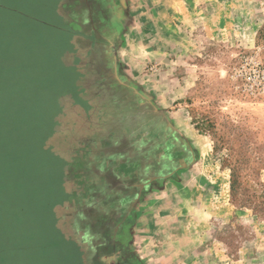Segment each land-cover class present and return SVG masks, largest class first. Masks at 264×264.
I'll list each match as a JSON object with an SVG mask.
<instances>
[{
    "label": "rangeland",
    "instance_id": "obj_1",
    "mask_svg": "<svg viewBox=\"0 0 264 264\" xmlns=\"http://www.w3.org/2000/svg\"><path fill=\"white\" fill-rule=\"evenodd\" d=\"M194 1L210 5L176 10L180 33L148 62L158 70L144 83L163 90L166 117L142 109L152 135L166 126V173L196 185L187 196L169 188L161 230L118 254L97 225L104 210L85 164L99 140L75 142L84 123L88 134L109 127L94 121L109 101L77 88L80 68L99 59L84 57L97 27L79 9L60 22V2L74 10L77 0H0V264H154L142 258L165 253L162 264H264V0Z\"/></svg>",
    "mask_w": 264,
    "mask_h": 264
},
{
    "label": "crops",
    "instance_id": "obj_2",
    "mask_svg": "<svg viewBox=\"0 0 264 264\" xmlns=\"http://www.w3.org/2000/svg\"><path fill=\"white\" fill-rule=\"evenodd\" d=\"M77 1L79 5H89L91 17L88 21L90 20L92 25L106 29V33L109 34V36L104 35L103 39L111 42L113 48L110 54L113 62L110 72L116 80L115 82L128 89L137 90L144 101L149 102L158 110V116L165 119L166 114H161L160 110L166 100L163 90L159 86H154V82H149L147 85L144 83L145 80L149 81L145 77L146 73L149 74L150 71L154 73L158 70L156 64L148 67V62L155 63L161 57H165L166 53L161 48L164 47L162 42L167 37L170 40H176L175 35L180 33L181 27L178 22L182 21L181 18L185 13L178 14L176 10L194 9L197 7L195 4L202 3L207 6L210 3L194 0ZM71 8L62 2L58 5L59 20L65 25H71V12L75 13L76 9H79L76 8V5L73 6L74 10ZM136 8L142 10V16L140 12H135ZM82 9L85 8L80 6V11H83ZM144 10H148V12H144ZM202 15L205 16V14ZM180 39H182L181 36ZM78 49H81V47ZM67 52L70 51L67 50ZM137 58L140 60L148 58V61L141 62ZM59 59L61 58L59 57ZM77 85L78 89L89 87L84 86L80 81L77 82ZM96 85L90 87L97 89ZM104 96L96 94L92 100L97 99L101 102L109 99V105L112 106L113 104L110 113L98 114L97 118L94 119L98 124L109 122V127L106 128L107 136H101L102 134L98 133L88 134L87 126L84 123L81 129L78 130L79 132L84 131V134L81 137L78 132V135H76L78 139L75 142L83 144L88 141V138L96 143L99 140L97 155L88 157L89 162L85 164L89 165V170L94 174L93 179L96 178V182H98L95 183L98 187L97 194L102 204L101 210H104L101 222H98L97 225L102 227V233H108L107 236H109L112 251L116 249L115 251L120 254V251L125 249L142 247V243L147 239V234L161 230L156 226L160 225L158 219L161 218L164 195L169 188H171L172 194H174L172 188L175 187L181 196H184V194L187 196L192 186L196 185L197 179H186L183 176L186 172L177 173L178 170L174 166L169 167L168 171L170 172L166 173L168 166L165 156L162 155L161 159L160 155L158 160L153 156L156 148L164 149L161 148L163 146L161 142L163 136L161 134L166 132V126L162 131L159 128L158 136L152 135V130H149V128L145 130L143 126L139 128V132L134 133L130 130L132 129L130 116H119L118 107H114L115 103L117 106L120 104L118 98L114 95L111 97L112 99L107 94H104ZM77 99L83 104L86 101V99L79 97ZM78 112V108L72 109V114L76 115ZM159 119L161 120V118ZM144 132L145 135H139ZM91 135H95L96 139ZM144 136H146V140L143 139ZM137 137L140 139L137 140ZM123 141L126 143H123ZM72 142L71 140V144ZM146 143L151 144V147L146 149ZM80 144L78 146H81ZM85 152L82 151L81 153L86 154ZM183 166L180 165L179 167H189V165ZM124 194L125 201H120ZM109 202L110 204H108ZM105 228L106 231H104ZM150 249L147 250L152 252ZM142 252L143 248L138 252L141 258ZM147 254L151 255L150 253ZM128 259L124 261L130 263L129 256ZM142 259H148L142 260L144 263L162 264L167 262L166 253L164 255L158 254V257L155 258L144 256ZM181 263L185 262L182 261Z\"/></svg>",
    "mask_w": 264,
    "mask_h": 264
},
{
    "label": "flooded vegetation",
    "instance_id": "obj_3",
    "mask_svg": "<svg viewBox=\"0 0 264 264\" xmlns=\"http://www.w3.org/2000/svg\"><path fill=\"white\" fill-rule=\"evenodd\" d=\"M78 5H79V3H78ZM79 6H83L85 8V11H84V9H82V10H83L84 13H87L88 12V14H89L88 19H89V17H91V14H90L91 10H89L90 9L89 8V5L88 4H84V5H79ZM79 10H80V7H79ZM88 22H89V24L91 26H96V25H92V23L90 22V20ZM96 27L98 29L95 28V27H92L91 28V30L93 31L92 34H94V38H95L92 41L93 48H89V49L85 50L84 57L85 58H87V57L89 58V57H92L93 56L95 58L96 57H99V59L97 58V60L92 65H90V66H87V64H86L83 68L78 67L77 63H75L76 66H77L76 69H79V68H80V70L83 69L81 71L83 73V79H82L81 83L84 86H87V87L88 86L90 87L92 85L97 84L96 85V88L97 89L94 88L96 90L95 93H94L95 96H96V94L101 95V96H104V94H107V96L110 99H112L111 97L113 95L116 98H118V102H120V104L117 106V104L115 103L114 107H118V110L117 111L119 113L118 114L119 116H123V115L130 116V125L132 126L131 127L132 129H130V130L134 131V133L139 132V128L141 126H143V128H145V130H146V128H149V130H150L151 129L150 126L147 127L146 122L144 123V118H143L144 117L143 116L144 115L143 114L144 113L143 112L144 109H142V106H143L144 103L145 104H150V103L147 102V101H144L140 97V95L138 94L137 90H134L132 88L128 89L125 86H123V85L115 82L116 80L114 79V77L111 75V72H110L111 71L110 70L111 69V66L113 65L112 55H110V54H111V49H113V48L111 46V42L106 41L105 39H103V36L104 35H108L109 36V34L102 33V31H101L102 28H100L98 26H96ZM100 41H105V46L102 45L103 48H101L100 46H98L99 45L98 43ZM86 52H87V54H86ZM104 72L105 73L108 72L110 74V76H109L110 79H108V77L107 78H103V74L102 73H104ZM90 73L93 74V75L96 74V76L94 78V81H92L91 84L89 83V85H86L87 83H85V81L87 80V74L89 75ZM100 77L102 78V80L100 79ZM89 87L88 88L85 87V90H87V89H93V88H91V87L89 88ZM89 99L92 100V99H94V97H90ZM108 100L109 99H107V101ZM128 102H130V103H128ZM135 106H138V109H137L138 113H135L134 112ZM111 107H113V104H112ZM107 111L108 110H106V113H108ZM159 118H158V122L160 123L161 120ZM145 121H148V120H145ZM160 129L161 130L162 129L164 130V127L163 128H160ZM152 132H153V130H152ZM163 133H165V132H163ZM163 133L161 134V136H163V139L161 140V142L163 143V146H161V148H164V149H157L156 148L153 156L155 157L156 160H158V157L161 155L160 157L162 159V155H163V156H165V161L167 163L168 160H169L168 159V151H169V149H168V146L166 145V136H164ZM142 134L145 135V132L144 133H140L139 135H142ZM155 136H158V134L155 135ZM145 138H146V136H144L143 139L146 140ZM136 139L139 140L140 138L137 137ZM178 148H180V150H181V147H178ZM163 153H165V154H163ZM171 162H173V161L171 160ZM170 165H172V164L170 163ZM125 199L126 198H125V194H124V196H122V198H120V201H122V200L125 201Z\"/></svg>",
    "mask_w": 264,
    "mask_h": 264
}]
</instances>
